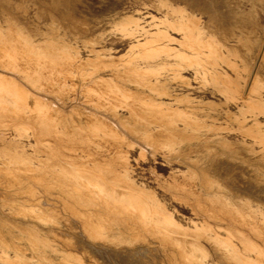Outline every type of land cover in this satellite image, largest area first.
<instances>
[{"label":"bare ground","instance_id":"1","mask_svg":"<svg viewBox=\"0 0 264 264\" xmlns=\"http://www.w3.org/2000/svg\"><path fill=\"white\" fill-rule=\"evenodd\" d=\"M10 1H9V4L10 3L13 4V2H10ZM201 1L209 2L208 0H201ZM33 2H34V0H33ZM54 2H53V4H50V5H54ZM56 2H58V1H56ZM132 2H134V1H132ZM148 2L149 1H147V3ZM162 2H163V0H162ZM176 2H178V1L176 0ZM187 2H188V0H187ZM60 3H62V1ZM221 3H220V6L222 5ZM229 3H231V2H229ZM2 4H3V2H2ZM6 4H7V2H6ZM6 4L5 5L3 4V5L6 6ZM76 4H77V2H76ZM214 4L215 3H213V5ZM232 4H233V2H232ZM36 5H34V6H36ZM69 5H71V4H69ZM72 5H74V3ZM103 5H104V3H103ZM110 5H111V3H110ZM139 5H140V3H139ZM209 5L211 6L212 4H209ZM223 5H225V4H223ZM253 5H254V9L251 12H249V13H251V16H250V20L248 22L249 25L247 26V29L245 31V37H246V41H247V47L250 50V52H253V51L257 52L258 47L261 48L260 47V41L262 44V40H260V39H262V38L264 39V0L255 2V4L253 3ZM21 6L22 5L19 6L20 8L17 7L18 9H16V8H14V9H16V11L17 10L20 11ZM58 6H59V3H58ZM82 6H84V5H82ZM217 6H219V4ZM24 7L26 8V6H24ZM47 7H49V6H47ZM186 7H187V5H186ZM40 8H43V7L40 6ZM50 8L52 9V6ZM50 8H49V10H50ZM119 8H121V7H119ZM182 8H184V7H182ZM182 8L178 7L176 9H172L171 10L172 14L176 15L178 18L174 19V20H172V19L168 20L167 18L166 19L163 18V20L159 21V25H158L157 29H156V26L154 25L156 23L153 24V22H152V24L155 26V27H152V29L154 28V30L155 29L156 30L153 32H150V33H147V31H144V29H142L140 22H139V18L137 17V14H138L137 11H135L136 13L133 15L127 14V16H124V17L121 16L122 17L121 19H119L120 18L119 17L118 18L119 20H117V22L114 24V27L113 26L112 27L115 28L116 32H118L120 34V38L119 37L118 38L120 39L119 41H121V43L124 42L125 40L126 41L129 40L130 42H128L129 46H128L127 51L124 54L121 53L122 55H120L118 57H112V56H106L105 57L104 55L101 54V52H102L101 50L94 51L93 49H91V52L94 53L93 57L82 59L78 54H74L71 51V49L68 47V44H67V46H65L64 42L62 43L61 40H60L61 43H59V44L55 42L56 44L59 45V46L56 45V46H58L57 48L54 46V44H52V47H49L46 49L43 48L44 50L41 49L39 51V50H36L34 48L32 42H30L31 38L29 40V38H28L29 36L28 37L26 36L27 34L26 35L22 34V32H20L16 27H14L12 25H9V24L7 25V30H4V31H6L5 34H1V32H0V67L2 66L3 69H6L5 70L6 72H7V70H10L14 73L16 72L17 75L21 74L23 76V78L19 77V76H18V78H20V79L25 78V81L27 80L28 83L30 84V86H32L34 88L33 91L36 90L37 92L42 91L44 93L52 94L53 96H56L57 100L60 102H63V101L65 102V100L68 96L69 97L72 96L75 99L74 96L76 94L77 86L81 85V87H80L81 91H79L80 92L79 94H81L84 97V101L86 102L85 104L88 103V104L92 105V107L90 106L91 108H95L98 111L100 110L102 112H105L109 115V117L114 119L113 120L114 122H111V118H104V117L96 118L95 116H93L91 114L85 115V126L86 127L84 129H81V127H79L80 129H77V131L74 133L73 131L76 129V127L74 126L75 129H73L72 131H69L65 128V126L62 122L61 114L58 113V110H56L52 104L47 103L48 100H45L46 98L44 99L45 101H43V99L37 97L38 96V95H36L37 93L34 95L33 93H31L32 91L30 92L26 89L27 87L24 88L22 85L19 84V82L17 83L14 79H11L12 77L10 78V77H7L5 75H1V73H0V144L2 145L1 150H4L2 152L0 151V165H2L0 167V202H2L3 205H8L9 206L8 208H10V206L13 204L19 206L20 204L17 203L16 200L12 199L13 197H10L11 196L10 194H12V195L15 194L13 196L18 197V195H20V193L23 194V192H24L23 187H27V192L31 193V195H29V196H31V200H29L30 211L28 210V214L24 213L27 210H25L24 212L21 210L20 211L19 210L13 211L11 213L12 216H14L13 220H14V218H16V216H20V218H23V220L28 219L31 222H38L39 221L43 224H46V226L48 224L55 226L50 231L52 233L54 240H55L54 241L55 243H53V244L54 245L55 244L61 245L64 248V249L61 248V249H63L64 253L61 255V258H60L58 264H86V263L83 260V258H84L83 256H82L83 257L82 258L81 255H78V253L76 254L74 251L72 252L71 250H69V248L71 249V245H70L71 240L69 239L70 240L69 241L67 239L68 234L66 235L63 232L56 230V225H57L56 224V218H57L58 214L55 211L56 209L54 207L57 206L56 205L57 202H52L50 200H46L45 198H42L39 196L35 197V195L32 194L33 190L36 187L37 188H39V186L41 187L40 184H42V185H43V183L45 184L48 178H50L51 180H52V178H54L53 180L58 182V184H59L58 186L60 188H64V189L74 193L73 195L76 198L75 202L78 204V206L80 205L79 207L82 206V207L86 208L85 211L81 210L83 212L76 211L75 210L76 207L74 209L72 208L73 210L69 209L68 213L74 215V216H70L71 218L69 220L71 221L72 226L77 227L76 223L79 224L80 225L79 227L81 228V229L80 228L79 229L81 231H78V232L83 233L86 237H90V239H93L95 242L96 241L97 242L99 241V243L103 242L106 239V236H105V234H107L106 232L109 230L112 231L111 229L113 228V225H119L122 227V229H124V231L126 230L128 232V235H130L131 240L134 241L135 244H136V242L143 243L144 239H145V235H147L153 239H158L167 245L168 244L169 245L175 244L176 246L178 245L177 247H179V248H176V249L180 250V256H181L180 257V264H205L204 259L206 258V253L203 252L201 249H198V251L200 253L198 256L195 257V256H193L194 253L190 254V253L184 251L180 242L175 243V240H177L179 237H183L185 239V236L187 235L186 233L189 232L191 229L189 231L186 230V228L184 229L177 222V220H175L173 218L171 212H169L166 209L165 205L161 201H159V199L154 195L153 192H151L150 190L147 191V190L143 189L142 187H139L129 177V174H130L129 150L132 149V147L134 145L132 142L128 141L126 134L132 135V136H138V135H140L139 131L141 129H143V130H145L146 133L144 136L143 135H140V136H141V140H143L146 143V145H148L146 147L147 148L149 147L151 150H154V151H159L161 149L168 150L169 151V152L167 151L168 154H170L172 151H174L176 149H178V150L180 149V151H181V146L186 145L185 150H183V152L180 154L181 157L193 155L192 154L193 150H195L196 148H198V150H199L200 148L204 147V145H203V147H201L202 145L200 142L202 140L200 139V137L198 135L199 130L202 128L201 123L203 124V122L202 121L200 122L198 118L194 117L192 115V113H189V111H187L186 109L181 110L179 108L180 104L186 105V100L177 99L175 102V105L164 104L163 102H158V101L152 99L151 97L144 95L142 92L143 89H147V90H150L153 92L156 91L159 95L164 96V98H165V96L166 97L170 96L171 92L166 88L165 84L162 83L160 81V78H159V76H162L161 75L162 72L167 68V66H169L165 59L172 58L174 60V63H172V65L174 66L173 67L174 73H178V71H181V69L184 66V67L193 69V71L195 73V75H194L195 77H196V75H201V77L203 79H204V77L209 78L211 80V82L213 83V85L216 86V88H218V92H220V94H222L225 97V101L232 102V103L238 101V97L241 98V92L242 91H243L242 94L246 95V93L247 94L249 93V94H251V96H253V98L257 97L259 91H261V90L264 91V83L261 81L264 78L261 76L262 78L259 79V77H260L259 75L254 76L250 85L247 84V81L244 80L241 76H239L240 74L239 75L236 74L237 69H238L236 63L232 62L222 52L221 43H219L217 40H215L214 37H212V36L204 35V28L201 26V20H200L201 18L199 19V18L195 17L196 15L192 16V15H189L188 13L186 14ZM189 8H190V6H189ZM201 8H202V6H201ZM3 9H1V10H3ZM7 9H8V6H7ZM10 9H11V7H10ZM53 9H52V11H53ZM124 9H126V8H124ZM212 9H213V7H212ZM218 9H220V8H218ZM222 9H224V8H222ZM227 9H229V7ZM1 10H0V12H1ZM88 11H90V10H88ZM5 12H6V10H5ZM24 12H25V9H24ZM24 12H23V14H25ZM27 12H26V14H27ZM133 12H134V10H133ZM216 12H218V11H216ZM219 12H220V10H219ZM46 13H48V12H46ZM42 14H40V15H42ZM122 14H124V13H122ZM48 15L50 18L51 17L50 14H47L46 16L48 17ZM116 16H117V14H116ZM118 16H120V15H118ZM146 16H148V15H146ZM163 16H165V14ZM17 17L18 16H16V18ZM44 17H45V15H44ZM52 17H53V15H52ZM58 17H60V16H58ZM67 17H69V16H67ZM83 17H85V16H83ZM14 18H15V16H14ZM41 18H43V17L41 16ZM62 18L63 17H61V19ZM70 18H71V16H70ZM230 18H232V17H230ZM74 19H76V18L74 17ZM141 19L143 20V18H141ZM209 19L210 18H208V20ZM26 20L28 21V19H25V21ZM153 20H154V18H153ZM213 20H214V18H213ZM21 21H23V19ZM38 21H39V19H38ZM210 21H211V19H210ZM66 22L68 23L69 21L66 20ZM75 22H76V20H75ZM102 22L104 23V21H102ZM108 22H110V21H108ZM209 22H207V23H209ZM215 22H216V20H215ZM16 23H18V22H16ZM77 23H78V21H77ZM77 23H75V24H77ZM204 24H206V23H204ZM224 24H226V23H224ZM67 26H69V25H67ZM72 26L73 25L71 24V27ZM76 26H78V24L75 25V27ZM30 27L28 26L29 29H30ZM42 27H44V26H42ZM89 27H92V26H89ZM148 27H149L148 29H150V26H148ZM217 27L218 26H216V28ZM53 28L56 29L55 27H53ZM81 28H82V26H81ZM81 28L78 27V30L82 31L84 29V27L82 30H81ZM54 29H52L51 31H53ZM69 29L67 32H70L72 30L71 29L69 31ZM73 29H75V28H73ZM85 29L86 30L88 29V28H86V25H85ZM219 29H221V28H219ZM54 31H56V30H54ZM208 31H210V30H208ZM214 31H215V29H214ZM82 32H84V30ZM111 32L112 31H110V33ZM141 32H145L148 34L147 35L148 37L146 36L147 38L145 40H143L144 41L143 43L139 42V40H138V38H140L139 36H140ZM170 32H175V33L179 34L180 39L172 37ZM213 32L211 34L215 35V33L213 34ZM59 33H58V35H59ZM81 34H83V33H81ZM231 34H232V32H231ZM231 34L228 33V36ZM55 35H57V34H55ZM53 36L54 35L52 34L51 37H53ZM77 36H76V38H77ZM47 37H48V35H47ZM78 37H80V36H78ZM143 37H144V35H143ZM55 38H54V40H55ZM82 39H81V41H82ZM91 39H93V38H91ZM84 40H87L89 43H91V41H89L88 39H85V37H84ZM237 40H239V39H237ZM31 41H33V40H31ZM96 41H97V38L94 41V43ZM41 42L42 41H40V44H39L40 46L42 44ZM45 42H46V44H45ZM47 43H48L47 41H44V44L46 46H47ZM91 44H93V43H91ZM175 44L177 47L172 46ZM238 44H240V43H238ZM241 45H244V44H241ZM237 47H240V45H238ZM226 49H227V47H226ZM226 49H225V51H226ZM77 51H79V50H77ZM234 51L231 54L232 57L233 58L235 57V58H237V60H239L240 57L239 58L237 57L239 54L236 55L237 51L235 53H234ZM260 51H261V49L258 51L257 56L255 55L256 56L255 61H254L255 66H258V64L260 66L259 62L260 61L262 62L264 60V54L260 58V55H261ZM159 58H161L160 59L161 62L159 64L156 63L157 65L154 64L155 66L150 65V61H155L156 59L159 60ZM235 58H234V60H235ZM142 61L147 63V65L145 67L140 66V63H142ZM168 63H170V62H168ZM219 63H224L225 65H227L231 69V72L236 74L235 79H231L230 76L228 75L229 76L228 77L226 73H225L226 74L225 75V74L218 72L219 70L218 71L215 70L216 69L215 67ZM241 63H243V61H241ZM246 66L247 65H245V67ZM86 68H90L91 70H87ZM253 68H254V66H253ZM101 70L102 71L109 70L111 77H109L110 75H108V76L106 75L107 78L106 77H104V78L103 77H97L96 76V74H98L97 72L101 71ZM109 71H108V73H109ZM165 75L166 74H164V76ZM179 75H177V77H180ZM174 76H176V75H174ZM13 78H15V76ZM177 79H176V81H177ZM180 80H183V79L181 78ZM194 80H196V78ZM248 80H249V78H248ZM22 81H24V80H21V82ZM188 82H190V80ZM205 84H206V82H205ZM206 85H208V84H206ZM195 86H197V85H195ZM202 87H203V85H202ZM241 89H242V91H241ZM185 91H186V89H185ZM73 98H72V101H74ZM242 98H243V96H242ZM196 101H198V100L196 99ZM204 102H206V101H204ZM244 103L246 105V108L242 110V115L244 116V118L241 119V121H240V119H239V121H237L239 124V129H240L239 134H242L245 137H249V138L251 137L256 143L260 144V146H263V151H264V130H260V129H262L260 123L256 122L251 127L242 128L243 124L245 123V115L251 114L253 117H256L257 115H264V102L259 100L258 98H254L250 101L245 100ZM65 104H69V103H65ZM189 104L191 105V103H189ZM63 106H64V104H63ZM190 107H192V106H190ZM78 112L76 111L75 113L78 114ZM124 114L126 117H122V116H124ZM68 116H70V115H68ZM75 116H76V114H75ZM105 116H107V115H105ZM63 118H65V117L63 116ZM74 119H76V118H74ZM64 120H66V118ZM234 120H235V118H234ZM219 123H221V122H219ZM74 125H76V124L74 123ZM151 126H155V129L154 130L152 129L149 131L148 129ZM219 129L221 130V128H219ZM222 130H223V127H222ZM236 130H238V129L236 128ZM229 131H231V130L228 129V132ZM232 131H234V130H232ZM124 132H125V134H124ZM226 134H228V133H226ZM239 137H241V136H239ZM29 138H31L34 142V146L33 147L31 146L29 148H31V150L33 148V153L35 152L34 154H37V152H39L40 155H41V153H46L45 154L46 155L45 160H42L43 158H40V156H34V155L27 156L25 154L23 146H25V143L28 141ZM29 145H31V144H29ZM139 150H140V148H139ZM218 150H216V151L218 152ZM147 151H149V149ZM27 152H29V151H27ZM30 152H29V154H32ZM162 152H164V151H162ZM137 153H136V156H138ZM143 153L144 152L141 151L139 156L146 159L145 157L147 156V153H146V156H144ZM213 153H214V151H213ZM226 153H228V150ZM171 155H173V154H171ZM151 156H153V155H151ZM263 156H264V154H263ZM161 157H163V156H161ZM230 157H232V156H230ZM239 157L241 158V156H239ZM6 158H8V159H6ZM192 158L194 159V157H192ZM219 158H220V156H219ZM33 159L37 160L38 162L41 161L39 163L42 164V167L36 168V167H34V165L32 166L31 160H33ZM204 159H206V157ZM169 160H171V159H169ZM178 160H181V159H178ZM233 160L234 159H232V161ZM46 161H52L51 163H53V165L52 166L49 165L48 162H46ZM223 161H227V160H223ZM229 161H231V159ZM137 162H138V160H137ZM162 162H164V161H162ZM200 162H201V160H200ZM208 162H209V160H208ZM206 163H207V161H206ZM241 163H243V162H241ZM217 164H219V163H217ZM137 165H135V166H137ZM247 165H249V164H247ZM254 165H256V164H254ZM194 166L197 167V164H195ZM198 169H199V167H198ZM233 169H234V167H233ZM225 170H227V169H225ZM246 170H248V169H246ZM254 170H256V169H254ZM212 172H213V170H212ZM223 172L224 171H222V173ZM152 173H154V172L152 171ZM152 173L150 172V174H152ZM198 173H200V172H198ZM248 173H251V171ZM183 174H184V172H183ZM214 174H215V172H214ZM196 175H197V173L194 175L191 172L187 171L184 175H181L182 176L181 179H179V178L176 179L175 177L179 176L176 174L173 178L170 177L172 179L171 180L172 183L168 184L166 187V190L171 193L170 197L171 198L173 197L172 201L175 200V202H177V201L181 202L184 205L189 206L193 210V213L198 211L197 213L201 212L204 215L203 224L200 227H196L193 231H190V235H193L195 237H199V236L202 237V235L206 234V232L211 233L212 235L210 238H212V240L219 242V245H221V247H223V249H222L223 253H225V254L228 253L230 255V257H231L230 258L231 259L230 264H264V211L260 212L261 217L258 218L257 216H255L251 213H246V212L238 210L236 207L228 204L226 201H224L222 199L207 197L206 195L203 194L202 189L203 188H209V190H210V184H209L210 180L206 179L207 176H206V178L205 177L203 178L202 174L199 177H196ZM159 177H161V176H159ZM252 178H254V177H252ZM156 179H159V178H156ZM31 181H34L33 183H36V184H34V185L30 184ZM165 181L163 180L164 183H165ZM57 182L54 184L57 185ZM161 182H162V180H161ZM219 182H221V181H219ZM228 185L230 186V184H228ZM52 186H50V187L48 186V188H52ZM220 186H222V185L220 184ZM254 187L255 186H253V188ZM230 188H231V186H230ZM233 188H234L235 192L243 193L242 195H250L253 202H256L258 204H260V203L264 204V200H262L258 197V194L260 193V189L256 188L253 191H250V190H247L244 188L239 189L237 185H235V187L232 186V189ZM54 189L55 188H52V190H54ZM43 190H44V188H43ZM43 190H41V192ZM52 190L50 189V191H52ZM59 190L62 191V189H59ZM45 191H46V188H45ZM45 191H44V193H45ZM61 191H58V192H61ZM162 191H164V190H162ZM25 192H26V190H25ZM46 194L48 195L50 193H46ZM63 194H67V193L63 192ZM63 194H62V196H64ZM25 195H27V193H25ZM25 195L23 194V196H25ZM51 195H53V194H51ZM32 196H34L33 199H32ZM17 197H16V199H18ZM68 197H69V195H68ZM68 197H66V200ZM74 197L70 195V197H69L70 202H71V198L74 199ZM25 198H27V197H25ZM62 198L60 197V199H62ZM20 199H22V198H20ZM58 199H59V197L57 198V200ZM63 199L65 200V198H63ZM69 199H68V201H69ZM59 200H58L59 204L65 205V203L62 202L63 200L61 201L62 203ZM75 202L73 201V203H75ZM68 205H70V204H68ZM72 205H70V206H72ZM6 208H7V206H6ZM10 209H12V208H10ZM62 209L63 208H61V210ZM175 209H173V210H175ZM57 210H59V209H57ZM66 210H68V209H66ZM78 210H79V208H78ZM0 213H2V211ZM8 214H10V213L8 212ZM199 215H200V213H199ZM4 217H5V215H4ZM10 218L11 217H9V220H10ZM17 219H18V217H17ZM211 220L224 222L226 224V226L222 227V228H214L211 225V223H209ZM14 221H13V225H16L18 227V229L20 230V232L22 233V234L21 233L20 234L26 240L32 255L38 256L43 261L46 260L45 261L46 264H56L52 260H50L49 258H48L49 259L48 260L45 257V253L43 252L42 249L51 248L50 243L47 241V239L42 238L43 236H41L39 234L37 228L35 226L30 227V225L28 226L24 222L22 223V221L18 222V223H17V221H15V222ZM4 222H5V218H4ZM4 222H2V223H4ZM193 222H194V220H193ZM7 223L11 224V222H8V220H7ZM7 223L5 225L8 226ZM190 224H192V223H190ZM0 226H1V224H0ZM11 226H12V224L10 225V227ZM16 226H15V228L17 230ZM236 227H237V230L235 229ZM218 230H221V231L224 230V232H226V236L221 238L218 234V232H219ZM63 231H65V230H63ZM113 232H115V231H113ZM6 234H7V232H6ZM12 235H14V234H12ZM42 235H46V233L42 234ZM84 235H83V237H84ZM3 237H5V236H3ZM3 237L0 233V241L2 244L3 243L5 244ZM75 237H77V236L75 235ZM86 237H84V239ZM119 237H120V235H119ZM17 238H18V236H17ZM70 238H72V236ZM153 239H151V240H153ZM198 239H200V238H198ZM204 239L205 238L203 237V240ZM22 240L20 239V241H22ZM235 240L239 242L240 248L235 245V242H234ZM14 241H12V242H14ZM94 241H92V242H94ZM110 241H108V243H110ZM115 242L117 243V241H115ZM146 242H148V241H146ZM205 242H206V240H205ZM78 243H79V241H78ZM99 243H97V244H99ZM111 243H112V241H111ZM126 244H127V242H126ZM7 245H8V243H7ZM81 245H82V243H81ZM112 245H114V243ZM130 245L133 246L131 243H130ZM143 245H144V243H143ZM152 245H151V247H152ZM2 246H6V244L2 245ZM73 246H72V250H73ZM100 246H101V243H100ZM140 246H141V244H140ZM100 248L102 250V247H100ZM172 248H173V246H172ZM9 249H10V247H8V250ZM61 249L58 248V250L62 251ZM133 249H135V248H133ZM145 249H144V251H145ZM10 250H13V254H12L13 258L9 257V254L7 252L6 247L0 251V258H1L0 260L3 259L2 262L4 261V264H6V263L7 264H25L23 262V260L24 261L26 260V256L24 254L26 252L24 251L23 247H21L20 244H12V248ZM136 250H138V249H136ZM136 250H135V252H136ZM150 251H151V249H150ZM156 251L157 250L154 251L155 254L157 253ZM146 252H147V250L144 253H146ZM27 253H28V251H27ZM61 253L62 252H60V254ZM102 254H103V252H102ZM137 254H139V253H137ZM165 254H167V253L165 252ZM126 255H128V254H126ZM149 255H150V253H149ZM33 256H32V260H33ZM85 256H86V254H85ZM137 256L138 255H136L135 257L137 258ZM123 257H124V255H123ZM91 259H89V260H91ZM218 259H219L220 264H225V262H223L220 257H218ZM157 260H158V258H157ZM170 261L172 264H175L176 260L174 258H172V259L170 258ZM0 263H1V261H0ZM94 263H95V261H94ZM33 264H36V263H33ZM209 264H210V262H209Z\"/></svg>","mask_w":264,"mask_h":264},{"label":"rangeland","instance_id":"2","mask_svg":"<svg viewBox=\"0 0 264 264\" xmlns=\"http://www.w3.org/2000/svg\"><path fill=\"white\" fill-rule=\"evenodd\" d=\"M5 1V2H4ZM10 0H0V32L1 34H5L7 30V25H12L14 27H16L20 32H22V34L26 35L29 40L31 38V41L34 48L36 50H41V49H46L49 47H52V44H54V46L57 48L59 45V43H63L64 45L67 46L71 49V51L74 54H78L82 59H86L89 57H93V54L91 52V49H93L94 51H99L101 50V54L106 56H112V57H118L120 55H122L121 53H125L128 49V42H130L129 40H125L124 42L121 43V41H119L120 39V34L118 32H116V29L113 28L114 24L117 22V20L121 19V16H127L128 15H133L135 14L137 11V17L139 18V22L140 25L142 27V29H144V31H147V33L153 32L157 29L158 25H159V21L164 19H168V20H174L177 19L178 17L176 15H173L171 10L172 9H176L178 7H184L182 8L185 13L195 16L197 18H201V26L204 28V35L207 36H212L214 37L215 40H217L219 43H221L222 47V52L232 61L235 62L238 69H237V73L236 74H240L239 76H241L244 80L247 81V84L250 85L252 79L254 76L259 75V79H261L262 77L264 78V60L260 63V66L258 64V66H255V58L257 56L258 51L261 49V55L260 58L262 57V55L264 54V39H260L262 40V44L260 41V47H258L257 52H250V50L247 47V41H246V37H245V31L247 29V26L249 25L248 22L250 20V16H251V12L254 9V5L255 2L261 1V0H208L209 2L206 1H197V0H177L178 2H176V0H162L159 2L158 0H61L62 3H60V0H56L58 2H56L55 0H52L54 2V5H50L53 4V2L50 0H33L29 1V0H11L10 2H13V4H9ZM69 1V2H68ZM77 4H76V2ZM80 1V2H79ZM134 1V2H132ZM146 1V2H145ZM147 1H149L147 3ZM166 1V2H165ZM212 3H211V2ZM223 1V2H222ZM240 1V2H239ZM6 2V6H4ZM44 2V3H43ZM67 2V3H66ZM79 2V3H78ZM82 2V3H81ZM90 2V3H89ZM143 4H142V3ZM158 2V3H157ZM172 2V3H171ZM204 2V3H203ZM222 2V3H221ZM231 2V3H229ZM233 2V4H232ZM37 5H36V4ZM42 3V4H41ZM49 3V4H48ZM59 3V6H58ZM66 3V4H65ZM74 3V5H72ZM84 3V4H83ZM102 5H101V4ZM104 3V5H103ZM106 3V4H105ZM109 3V4H108ZM111 3V5H110ZM128 5H127V4ZM140 3V5H139ZM163 3V4H162ZM181 3V4H180ZM185 3V4H184ZM201 3V4H200ZM213 3H215L213 5ZM220 3L222 4L220 6ZM227 3V4H226ZM240 3V4H239ZM25 4V5H24ZM71 4V5H69ZM88 4V5H87ZM94 4V5H93ZM115 4V5H114ZM130 4V5H129ZM133 4V5H132ZM145 4V5H144ZM162 4V5H161ZM200 4V5H199ZM208 4V5H207ZM209 4H212L211 6ZM219 4V6H217ZM225 4V5H223ZM18 5V6H17ZM21 6L20 11L16 9L20 8L19 6ZM36 5V6H34ZM44 5V6H43ZM65 5V6H64ZM68 5V6H67ZM84 5V6H82ZM122 5V6H121ZM126 5V6H125ZM137 5V6H136ZM150 7H149V6ZM187 5V7H186ZM199 5V6H198ZM8 6V9H7ZM26 6V8L24 7ZM38 6V7H37ZM43 7V8H40ZM49 6V7H47ZM52 6V9L50 8ZM86 6V7H85ZM100 6V7H99ZM135 6V7H134ZM154 6V7H153ZM169 6V7H168ZM190 6V8H189ZM194 6V7H193ZM202 6V8H201ZM217 6V7H216ZM236 6V7H235ZM11 7V9H10ZM18 7V8H17ZM24 7V8H23ZM34 7V8H33ZM59 7V8H58ZM65 7V8H64ZM121 7V8H119ZM126 9H124V8ZM174 7V8H173ZM211 7V8H210ZM213 7V9H212ZM229 7V9H227ZM234 7V8H233ZM16 8V9H14ZM50 8V10H49ZM71 8V9H70ZM119 8V9H118ZM132 8V9H131ZM215 8V9H214ZM217 8V9H216ZM220 8V9H218ZM224 8V9H222ZM25 9V12H24ZM40 9V10H39ZM56 9V10H55ZM58 9V10H57ZM63 9V10H62ZM114 9V10H113ZM117 9V10H116ZM122 9V10H121ZM130 9V10H129ZM145 9V10H144ZM152 9V10H151ZM210 9V10H209ZM6 10V12H5ZM12 12H11V11ZM73 12H72V11ZM90 10V11H88ZM124 10V11H123ZM134 10V12H133ZM218 12H216V11ZM220 10V12H219ZM25 14H23V12ZM28 11V12H27ZM123 11V12H122ZM148 11V12H147ZM166 11V12H165ZM222 11V12H221ZM8 12V13H7ZM17 12V13H16ZM27 12V14H26ZM48 12V13H46ZM109 12V13H108ZM195 12V13H194ZM211 12V13H210ZM13 13V14H12ZM43 13V14H42ZM56 13V14H55ZM64 13V14H63ZM71 13V14H70ZM124 13V14H122ZM131 13V14H130ZM147 13V14H146ZM191 13V14H190ZM223 13V14H222ZM225 13V14H224ZM239 13V14H238ZM12 14V15H11ZM42 14V15H40ZM47 14H50V18L49 15L48 17L46 16ZM61 14V15H60ZM75 16H74V15ZM117 14V16H116ZM165 14V16H163ZM172 14V15H171ZM45 15V17H44ZM53 15V17H52ZM56 15V16H55ZM103 15V16H102ZM120 15V16H118ZM148 15V16H146ZM151 15V16H150ZM201 15V16H200ZM226 17H225V16ZM15 16V18H14ZM16 16H18L16 18ZM41 16L43 18H41ZM60 16V17H58ZM69 16V17H67ZM71 16V18H70ZM85 16V17H83ZM140 16V17H139ZM156 16V17H155ZM173 16V17H172ZM61 17H63L61 19ZM66 17V18H65ZM73 17V18H72ZM74 17L76 19H74ZM97 19H96V18ZM101 17V18H100ZM110 17V18H109ZM117 17V18H116ZM120 17V18H119ZM161 17V18H160ZM221 19H220V18ZM232 17V18H230ZM52 18V19H51ZM69 18V19H68ZM99 18V19H98ZM115 18V19H114ZM119 18V19H118ZM143 18V20L141 19ZM154 18V20H153ZM208 18L210 19L208 20ZM214 18V20H213ZM243 18V19H242ZM11 19V20H10ZM15 21H14V20ZM23 19V21H21ZM25 19H28V21ZM31 19V20H30ZM37 19V20H36ZM39 19V21H38ZM55 19V20H54ZM69 21L68 23L66 22V20ZM105 19V20H104ZM108 19V20H107ZM146 19V20H145ZM156 19V20H155ZM248 19V20H247ZM5 20V21H4ZM19 20V21H18ZM36 20V21H35ZM53 20V21H52ZM65 20V21H64ZM76 20V22H75ZM208 20V21H207ZM216 20V22H215ZM12 21V22H11ZM34 21V22H33ZM38 21V22H37ZM43 21V22H42ZM53 23H52V22ZM56 21V22H55ZM58 21V22H57ZM73 23H72V22ZM78 21V23H77ZM82 21V22H81ZM104 21V23L102 22ZM110 21V22H108ZM144 21V22H143ZM150 21V22H149ZM209 23H207V22ZM228 23H227V22ZM18 22V23H16ZM20 22V23H19ZM23 22V23H22ZM60 22V23H59ZM65 22V23H64ZM78 24V26L75 27V23ZM88 22V23H87ZM101 22V23H100ZM112 22V23H111ZM146 22V23H145ZM156 26V29L154 30V28L152 29V27H155L153 24ZM226 24H224V23ZM3 23V24H2ZM37 23V24H36ZM73 25L72 27L75 28L73 29L71 27V24ZM81 23V24H80ZM86 28H88L87 30L85 29V25ZM103 23V24H102ZM108 23V24H107ZM112 25H111V24ZM145 23V24H144ZM206 23V24H204ZM35 24V25H34ZM54 24V25H53ZM62 26H61V25ZM69 26H67V25ZM150 24V25H149ZM152 24V25H151ZM3 25V26H2ZM37 25V26H36ZM84 25V26H83ZM221 25V26H220ZM225 25V26H224ZM227 25V26H226ZM28 26L30 27V29L28 28ZM44 26V27H42ZM82 26V28H81ZM92 26V27H89ZM103 26V27H102ZM113 26V27H112ZM150 26V29H148ZM216 26H218L216 28ZM54 29L53 27H55L56 31H51L52 29ZM67 27V28H66ZM70 29H69V28ZM78 27L81 28V30L84 27V32L79 31ZM112 27V28H111ZM211 27V28H210ZM34 30H33V29ZM41 28V29H40ZM146 28V29H145ZM221 28V29H219ZM2 29V30H1ZM22 29V30H21ZM43 29V30H42ZM67 29V30H66ZM69 29L70 32H67ZM215 31L213 32L212 30ZM217 29V30H216ZM26 30V31H25ZM28 30V31H27ZM31 30V31H30ZM34 32H33V31ZM86 30V31H85ZM210 30V31H208ZM228 32H227V31ZM30 31V32H29ZM36 31V32H35ZM110 31H112L110 33ZM213 32V34L215 33V35H212L211 33ZM32 32V33H31ZM42 32V33H41ZM60 32V33H59ZM80 32V33H79ZM89 32V33H88ZM225 32V33H224ZM232 32V34H231ZM46 33L48 35L44 34ZM57 35H55V34ZM59 33V35H58ZM70 33V34H69ZM75 33V34H74ZM83 33V34H81ZM87 33V34H86ZM145 32H141L140 33V38H138L139 42L143 43L148 36V34ZM210 33V34H209ZM228 33L231 34L228 36ZM54 35L53 37H51V35ZM73 36H72V35ZM80 36V37H78ZM146 34V35H145ZM172 37H175L177 39H180V35L175 33V32H170ZM87 35V36H86ZM144 35V37H143ZM45 36V37H44ZM70 36V37H69ZM77 36V38H76ZM82 36V37H81ZM107 36V37H106ZM147 36V37H146ZM219 36V37H218ZM51 37V38H50ZM59 37V38H58ZM67 37V38H66ZM91 41V43H89L87 40ZM117 37V38H116ZM119 37V38H118ZM143 37V38H142ZM221 37V38H220ZM48 38V39H47ZM72 38V39H71ZM83 38V39H82ZM93 38V39H91ZM97 41L94 43V41ZM113 38V39H112ZM219 38V39H218ZM225 38V39H224ZM47 39V40H46ZM58 39V40H57ZM77 39V40H76ZM82 39V41H81ZM91 39V40H90ZM239 39V40H237ZM38 42H37V41ZM57 40V41H56ZM61 40V42H60ZM67 40V41H66ZM115 40V41H114ZM40 41H42L41 46ZM44 41H47V46L44 44ZM51 41V42H50ZM54 43H53V42ZM87 41V42H86ZM34 42V43H33ZM36 42V43H35ZM58 44H56V43ZM107 42V43H106ZM113 42V43H112ZM223 42V43H222ZM240 43V44H238ZM38 44V45H37ZM91 44V45H90ZM104 44V45H103ZM244 44V45H241ZM58 45V46H56ZM227 45V46H226ZM238 45H240V47H237ZM262 45V46H261ZM78 46V47H77ZM82 46V47H81ZM90 46V47H89ZM173 47H177L176 44L172 45ZM245 46V47H244ZM227 47V49H226ZM74 48V49H73ZM78 48V49H77ZM100 48V49H99ZM126 48V49H125ZM232 48V49H231ZM43 49V50H44ZM224 49V50H223ZM226 49V51H225ZM247 51H246V50ZM79 50V51H77ZM235 50V51H234ZM119 51V52H118ZM236 52V55H238L237 57L240 59L237 60V58L232 57V53ZM99 52V53H100ZM115 52V53H114ZM118 52V53H117ZM250 52V53H249ZM230 55H229V54ZM117 55V56H116ZM256 55V56H255ZM165 58V57H164ZM163 58V59H164ZM161 58H159L160 60ZM155 60V61H150V65L155 66L157 64H159L161 62V60ZM167 64L169 66H167V68L162 72V76H159L160 81L162 83L165 84L166 88L171 92L170 96H162L159 95L156 91H150L147 89H143L142 92L144 95H147L149 97H151L152 99L158 101V102H163L164 104H170V105H175V102L177 99H184L186 100V105L184 104H180L179 108L181 110L186 109L187 111H189V113H192V115L196 118L199 119V121L203 122V124L201 123L202 128L199 130L198 135L200 137V139L202 140L201 143V147L198 150V148H196L195 150L192 151L193 155L190 156H186V157H181L180 154L183 152V150H185L186 145L181 146V151L180 149H176L174 151H172L170 154H168V150H164L161 149L159 151H154L151 150L149 147L147 148L146 143L141 140V136L140 135H145V130L141 129L140 135L138 136H132V135H127L128 141L133 143V147L132 149L129 150V164H130V174L129 177L131 178V180L134 181V183L136 185H138L139 187H142L143 189L147 190V191H151L154 193V195L159 199V201H161L166 209L171 212L173 218L175 220H177V222L186 230H190L193 231L196 227H200L203 222H204V215L197 212L193 213V210L187 206L184 205L181 202H175L172 201L173 197L171 198V193L169 191L166 190V187L168 184L172 183V179L176 174L179 175L178 177L176 176V179H181V175H184L187 171L191 172L192 174H196V177H199L201 174L203 176V178L207 176L206 179L210 180L209 184H210V190L209 188H203L202 192L204 195H206L209 198H218V199H222L224 201H226L228 204L236 207L238 210L246 212V213H251L255 216H257L258 218L261 217L260 212L264 211V204L262 205L261 203L258 204L256 202H253V200L251 199L250 195H242L243 193H239V192H235L234 188L232 189V186L235 187V185L238 186L239 189H247L250 191H253L254 189H260V193L258 194V197L262 200H264V151H263V146H260V144L256 143L251 137H245L242 134H239V124L237 121H241V119L244 118V116L242 115V110L246 108V105L244 103V101H250L254 98H258L259 100L264 102V91L261 90L259 91L257 97L251 96V94H242V89H241V98L238 97V101L232 103V102H227L225 101V97L220 94V92H218V88H216V86L213 85V83L211 82V80L209 78H205L204 79L201 77V75H196V77L194 76L195 73L193 71V69L191 68H187L184 67L181 69V71H178V73H174L173 71V65L172 63H174V60L172 58L169 59H165ZM241 61H243V63H241ZM170 62V63H168ZM157 63V64H156ZM155 64V65H154ZM147 65L146 62L140 63L141 67H145ZM149 65V64H148ZM245 65H247L245 67ZM220 68H219V67ZM244 68H243V67ZM254 66V68H253ZM169 67V68H168ZM0 73L1 75H5L7 77H12L11 79H14L17 83L19 82L20 85H22L24 88H26L28 91H32L31 93H33L34 95H38V98L43 99V101L48 100L47 103H50L54 106V108L56 110H58V113L61 114L62 117V122L65 126V128L69 131H72L73 129H76L73 131L74 133L77 131V129H80L79 127H81V129H84L85 126V115H93L96 118H111L109 117V115L105 112L102 111H98L95 108H91L92 105L90 104H85L86 102L84 101V97L79 94L81 91V85L77 86V90H76V94H75V99L71 96V97H67L65 102H60L57 100L56 96H53L52 94L49 93H44V92H37L36 90L33 91V87L30 86V84L28 83V81H25V78H23V76L21 74L17 75V73L12 72L10 70H7V72L5 71L6 69H3L2 66L0 67ZM171 68V69H170ZM215 70H219L218 72L222 73V74H227V76L229 75L231 79H235L236 74L231 72V69L225 65L224 63H219L216 67ZM259 68V69H258ZM4 71H3V70ZM87 70H91L90 68H86ZM258 69V70H257ZM241 70V71H240ZM243 70V71H242ZM260 70V71H259ZM109 70H104V71H98L96 74L97 77H106L108 75H110V71L108 73ZM183 71V72H182ZM258 71V72H257ZM10 72V73H9ZM12 72V73H11ZM180 72V73H179ZM243 72V73H242ZM104 73V74H103ZM7 74V75H6ZM13 74V75H12ZM102 74V75H101ZM164 74H166L164 76ZM180 74V75H179ZM182 74V75H181ZM225 74V75H226ZM99 75V76H98ZM107 75V76H106ZM176 75V76H174ZM177 75H179L180 77H177ZM15 76V78H13ZM22 77L21 79L18 78ZM189 76V77H188ZM228 76V77H229ZM262 76V77H261ZM111 77V75L109 76ZM176 77V78H175ZM17 78V79H16ZM178 78V79H177ZM183 80H180V79ZM190 82H188L189 80ZM196 78V80H194ZM249 78V80H248ZM175 79V80H174ZM177 79V81H176ZM186 79V80H185ZM21 80H24L21 82ZM198 80V81H197ZM204 80V81H203ZM182 81V82H181ZM264 83V79L261 80ZM27 82V83H26ZM197 82V83H196ZM208 84L206 85L205 84ZM176 83V84H175ZM200 83V84H199ZM189 84V85H188ZM28 85V86H27ZM183 85V86H182ZM197 85V86H195ZM203 85V87H202ZM205 86V87H204ZM30 89V90H29ZM186 89V91H185ZM78 91V92H77ZM150 91V92H149ZM178 91V92H177ZM35 92V93H34ZM186 92V93H185ZM42 94V95H41ZM49 94V95H48ZM185 94V95H184ZM260 94V95H259ZM47 95V96H46ZM198 95V96H197ZM203 95V96H202ZM159 96V97H158ZM191 96V97H190ZM243 96V98H242ZM262 96V97H261ZM182 97V98H181ZM46 98V99H45ZM72 98L74 101H72ZM77 98V99H76ZM170 98V99H169ZM189 98V99H188ZM262 98V99H261ZM45 99V100H44ZM196 99L198 101H196ZM82 100V101H81ZM200 100V101H199ZM203 101V102H202ZM206 101V102H204ZM208 101V102H207ZM210 101V102H209ZM59 102V103H58ZM81 102V103H80ZM65 103H69V104H65ZM75 105H74V104ZM80 105H79V104ZM83 103V104H82ZM191 103V105L189 104ZM198 103V104H197ZM58 104V105H57ZM64 104V106H63ZM73 106H72V105ZM197 104V105H196ZM57 105V106H56ZM57 108H56V107ZM72 106V107H71ZM91 106V107H90ZM192 106V107H190ZM183 107V108H182ZM188 109H187V108ZM203 107V108H202ZM60 108V109H59ZM71 108V109H70ZM82 109V110H81ZM69 110V111H68ZM73 110V111H72ZM78 112L75 113V112ZM94 111V112H93ZM206 111V112H205ZM84 112V113H83ZM86 112V113H85ZM102 112V113H101ZM199 114H198V113ZM76 116H75V114ZM96 113V114H95ZM99 113V114H98ZM70 115V116H68ZM78 115V116H77ZM107 115V116H105ZM63 116L66 118V120H64L65 118H63ZM229 116V117H228ZM78 117V118H77ZM122 117H126L125 114ZM228 117V118H227ZM76 118V119H74ZM235 118V120H234ZM247 118V119H246ZM251 118V119H250ZM72 119V120H71ZM80 119V120H79ZM250 119V120H249ZM78 120V121H77ZM114 119L111 118V122ZM73 121V122H72ZM75 121V122H74ZM221 122V123H219ZM228 122V123H227ZM260 123L261 128L260 130H264V115H257L256 117H253L251 114H247L245 115V123L243 124L242 128H248L254 125V123ZM74 123L76 125H74ZM79 123V124H78ZM251 123V124H250ZM221 124V125H220ZM223 124V125H222ZM68 125V126H67ZM75 126V127H74ZM220 126V127H219ZM227 128H226V127ZM74 127V128H73ZM217 127V128H216ZM223 127V130H222ZM226 129H225V128ZM204 128V129H203ZM221 128V130L219 129ZM236 128L238 130H236ZM154 130L155 126H151L148 130ZM219 129V130H218ZM228 129L231 130L228 132ZM234 130V131H232ZM228 133V134H226ZM125 134V132H124ZM208 134V135H207ZM220 136H219V135ZM210 135V136H209ZM238 135V136H237ZM241 136V137H239ZM238 137V138H237ZM133 139V140H132ZM204 139V140H203ZM239 139V140H238ZM208 140V141H207ZM30 141V142H29ZM32 141V142H31ZM135 141V142H134ZM224 141V142H223ZM203 142V143H202ZM253 142V143H252ZM248 143V144H247ZM31 144V145H29ZM258 144V145H257ZM136 145V146H135ZM238 147H237V146ZM33 147L34 146V142L31 138L28 139V141L25 143L24 147V152L27 156H40V158H43L42 160L46 159V153H40L37 152V154L33 153V148L31 150V148L29 147ZM0 151H4L1 150L2 149V145L0 144ZM135 147V148H134ZM216 147V148H215ZM236 147V148H235ZM244 147V148H243ZM138 148V149H137ZM142 152H144V156L146 159H144L143 157H140V150ZM143 150H142V149ZM145 148V149H144ZM137 149V150H136ZM149 149V151H147ZM215 149V150H214ZM219 149V150H218ZM221 149V150H220ZM230 149V150H229ZM218 150V152L216 151ZM228 150V153H226ZM260 150V151H259ZM27 151H31L29 154V152ZM151 151V152H150ZM161 151V152H160ZM164 151V152H162ZM167 153H166V152ZM214 151V153H213ZM226 151V152H225ZM138 152V153H137ZM156 152V153H155ZM211 152V153H210ZM221 152V153H220ZM137 155L139 156H136ZM158 153V154H157ZM213 153V154H212ZM220 153V154H219ZM223 153V154H222ZM163 154V155H162ZM165 154V155H164ZM167 154V155H166ZM173 154V155H171ZM153 155V156H151ZM216 155V156H215ZM237 155V156H236ZM149 156V157H148ZM163 156V157H161ZM220 156V158H219ZM226 156V157H225ZM232 156V157H230ZM241 156V158L239 157ZM138 157V158H137ZM168 159H167V158ZM194 157V159L192 158ZM196 157V158H195ZM206 157V159H204ZM213 157V158H212ZM229 157V158H228ZM237 159H236V158ZM192 158V159H191ZM211 158V159H210ZM222 158V159H221ZM227 158V159H226ZM244 158V159H243ZM8 159V158H6ZM141 161H140V160ZM144 159V160H143ZM155 159V160H154ZM171 159V160H169ZM181 159V160H178ZM189 159V160H188ZM231 159V161H229ZM232 159H234L232 161ZM248 159V160H247ZM253 159V160H252ZM138 160V162H137ZM169 160V161H168ZM194 162H193V161ZM199 160V161H198ZM201 160V162H200ZM209 160V162H208ZM215 160V161H214ZM223 160H227V161H223ZM245 160V161H244ZM35 161V162H34ZM35 159L31 160V164L32 166L34 165V167L39 168L42 167V164L39 163L41 161H37ZM164 161V162H162ZM175 161V162H174ZM185 161V162H184ZM198 161V162H197ZM207 161V163H206ZM253 161V162H252ZM48 162L49 165H53V163H51L52 161H46ZM137 162V163H136ZM144 162V163H143ZM184 162V163H183ZM189 162V163H188ZM197 162V163H196ZM200 162V163H199ZM214 162V163H213ZM222 162V163H221ZM234 162V163H233ZM243 162V163H241ZM245 162V163H244ZM43 163V162H42ZM193 165H192V164ZM216 163V164H215ZM219 163V164H217ZM224 163V164H223ZM227 163V164H226ZM229 163V164H228ZM138 164V165H137ZM148 164V165H147ZM164 164V165H163ZM174 164V165H173ZM195 164H197V167L194 166ZM210 164V165H209ZM215 164V165H214ZM236 164V165H235ZM244 164V165H243ZM249 164V165H247ZM256 164V165H254ZM40 165V166H39ZM137 165V166H135ZM166 165V166H165ZM201 165V166H200ZM204 165V166H203ZM219 165V166H218ZM241 165V166H240ZM254 165V166H253ZM2 165H0L1 167ZM168 166V167H167ZM173 166V167H172ZM194 168H193V167ZM218 166V167H217ZM243 166V167H242ZM252 168H251V167ZM263 166V167H262ZM139 167V168H138ZM199 167V169H198ZM217 167V168H216ZM229 167V168H228ZM234 167V169H233ZM238 167V168H237ZM250 167V168H249ZM224 168V169H223ZM241 168V169H240ZM184 169V170H183ZM186 169V170H185ZM198 169V170H197ZM227 169V170H225ZM230 169V170H229ZM236 169V170H235ZM248 169V170H246ZM256 169V170H254ZM260 169V170H259ZM151 170V171H150ZM179 170V171H178ZM183 170V171H182ZM213 170V172H212ZM234 172H233V171ZM242 170V171H241ZM254 170V171H253ZM152 171L154 173H152ZM174 171V172H173ZM182 171V172H181ZM222 171H224L222 173ZM251 173H248L250 172ZM257 171V172H256ZM150 172L152 174H150ZM181 172V173H180ZM184 172V174H183ZM200 172V173H198ZM202 172V173H201ZM215 172V174H214ZM238 172V173H237ZM241 172V173H240ZM246 174H245V173ZM170 173V174H169ZM180 173V174H179ZM205 173V174H204ZM210 173V174H209ZM217 173V174H216ZM228 173V174H227ZM249 175H248V174ZM154 174V175H153ZM156 174V175H155ZM171 175V176H170ZM220 177H219V176ZM223 175V176H222ZM245 175V176H244ZM248 175V176H247ZM154 176V177H153ZM161 176V177H159ZM169 176V177H168ZM50 177V176H49ZM138 177V178H137ZM159 179H156V178ZM168 177V178H167ZM171 177V178H170ZM219 177V178H218ZM245 177V178H244ZM254 177V178H252ZM210 178V179H209ZM234 178V179H233ZM240 178V179H239ZM249 180H248V179ZM54 178H52V180L50 178L47 179L46 183L43 185H41V187L39 186V188H35L33 190V195L45 198L46 200H50L52 202H57V206H55L54 208L56 209L55 211L57 212L58 216L56 218V230L57 231H61L63 233H65L66 235L68 234V240H71V249L69 248V250H71L72 252L74 251L76 254L78 253V255H81V257L83 258L84 262L87 264H172L170 261V258H174L175 264H180V250L176 249L179 248L177 247L175 244H165L164 242L158 240V239H153L147 235H145V239H144V245L143 243H138L131 240L130 235H128V232L124 229H122L121 226L119 225H113V228L111 229L112 231H107L105 234L106 239L101 243L99 241L95 242L93 239H90V237H86L83 233L78 232L81 231L80 229V225L76 223V226H72L71 221L69 220L71 217L70 216H74L72 214H69V209L73 210L75 207L76 211H81V210H86L85 207H79L78 204L75 202L76 198L74 197V193L64 189V188H60L58 185V182L53 180ZM157 180V181H156ZM160 180V181H159ZM162 180V182H161ZM163 180L165 181V183L163 182ZM225 180V181H224ZM59 181V180H58ZM171 181V182H170ZM221 181V182H219ZM34 181H31L30 184H36L33 183ZM48 182V183H47ZM50 182V183H49ZM57 182V185L54 184ZM169 182V183H168ZM223 182V183H222ZM226 184H225V183ZM167 183V184H166ZM163 184V185H162ZM220 184L222 186H220ZM230 184V186L228 185ZM52 186V188H55L54 190H52V188H48V186ZM158 185V186H157ZM213 185V186H212ZM263 185V186H262ZM58 186V187H57ZM162 186V187H161ZM229 186V187H228ZM253 186H255L253 188ZM57 187V188H56ZM160 187V188H159ZM23 194L25 195V193H27V195L23 196L22 193H20V195L17 196H13L15 194H10V197H13L12 199L16 200L17 203H19L20 205H11L10 208H8V205H3L2 202H0V210L2 211V213H0V224H1V228H0V233L3 236V240L6 244V246H2L5 245L4 243L2 244L0 241V251L3 248H7V252L9 254L10 258L12 257L13 254V250H10L12 248V244H20L21 247H23L24 251L26 253V260L23 262L25 264H33V263H38V264H46L45 261H43L41 258H39L38 256H33L28 244L26 242V240L23 238V236L21 235L22 233L20 232V230L18 229V227L16 225H13V221H17L22 223L24 222L25 224H27L28 226L30 225V227L35 226L39 232V234L41 236H43L42 238L47 239V241L50 243V247L52 248H46V249H42L43 252L45 253V257L50 260H52L54 263L58 264L59 260L61 258V255L64 253L63 251V247L61 245H54L53 243H55L54 238L52 236V233L50 232L52 230V228H54L55 226L48 224L46 226V224H43L41 222H31L30 220H23V218H20V216H16V218H14L12 216V212L13 211H25L24 213L28 214V210L30 211V204H29V200H31V193L29 194L27 192V187H23ZM44 188V190H43ZM46 188V191H45ZM48 188V189H47ZM50 189L52 191H50ZM59 189H62L59 190ZM213 189V190H212ZM26 190V192H25ZM38 190V191H37ZM41 190H43L41 192ZM157 190V191H156ZM164 190V191H162ZM262 190V191H261ZM45 191V193H44ZM61 191V192H58ZM160 193H159V192ZM167 191V192H166ZM35 192V193H34ZM39 192V193H38ZM67 193V194H63ZM233 192V193H232ZM46 193H50V194H46ZM156 193V194H155ZM167 193V194H166ZM39 194V195H38ZM45 194V195H44ZM53 194V195H51ZM56 194V195H55ZM61 194V195H60ZM62 194L64 196H62ZM162 194V195H161ZM234 194V195H233ZM41 195V196H40ZM55 195V196H54ZM59 195V196H58ZM67 195V196H66ZM70 195L74 197L71 198V202L69 197ZM169 195V196H168ZM22 196V197H21ZM168 196V197H167ZM16 197L18 199H16ZM27 197V198H25ZM34 196H32L33 199ZM51 197V198H50ZM54 197V198H53ZM60 197L65 198V200L62 199H58L60 202L62 201L63 203H65V205L63 204H59L57 198ZM66 197L67 200H66ZM22 198V199H20ZM29 198V199H28ZM53 198V199H52ZM69 199V201H68ZM25 200V201H24ZM56 200V201H55ZM76 203H73V201ZM23 201V202H22ZM65 201V202H64ZM171 201V202H170ZM61 202V203H62ZM70 202V203H69ZM10 203V202H9ZM171 203V204H170ZM2 204V205H1ZM25 204V205H24ZM72 206H70V205ZM64 207H63V206ZM68 205V206H67ZM75 205V206H74ZM3 206V207H2ZM7 206V208H6ZM16 206V207H15ZM62 206V207H61ZM70 206V207H69ZM78 206V207H77ZM59 207V208H58ZM15 208V209H14ZM17 208V209H16ZM22 208V209H21ZM26 208V209H25ZM29 208V209H28ZM61 208H63L61 210ZM73 208V209H72ZM79 208V210H78ZM82 208V209H81ZM175 210H173V209ZM3 209V210H2ZM59 209V210H57ZM68 209V210H66ZM178 209V210H177ZM181 209V210H180ZM65 210V211H64ZM0 211V212H1ZM67 211V212H66ZM182 211V212H181ZM8 212L10 214H8ZM83 212V211H81ZM63 213V214H62ZM68 213V214H67ZM5 215V217H4ZM197 215V216H196ZM60 216V217H59ZM191 216V217H190ZM9 217L10 220H9ZM18 217V219H17ZM187 217V218H186ZM198 217V218H197ZM4 218H5V222H11L12 226L10 227V223H7V225H5L6 223L4 222ZM59 218V219H58ZM64 218V219H63ZM75 218V217H74ZM189 218V219H188ZM63 219V220H62ZM3 220V221H2ZM194 220V222H193ZM14 221V222H15ZM26 221V222H25ZM202 221V222H201ZM4 222V223H2ZM63 222V223H62ZM192 223V224H190ZM196 223V224H195ZM201 223V224H200ZM209 223H211V225L214 228H222L225 227L226 224L224 222H219V221H210ZM223 223V224H222ZM197 225V226H196ZM217 225V226H216ZM15 226L17 227V230L15 228ZM58 226V227H57ZM71 226V227H70ZM14 227V228H13ZM4 228V229H3ZM6 228V229H5ZM10 228V229H9ZM44 228V229H43ZM78 228V229H77ZM80 228V229H79ZM121 228V229H120ZM42 229V230H41ZM72 229V230H71ZM237 230V227L235 228ZM65 230V231H63ZM75 230V231H74ZM4 231V232H3ZM16 231V232H15ZM115 231V232H113ZM190 231L187 232L185 239L183 237H179L177 240H175L176 242H180V244L183 247V250L193 254V256H198L199 255V251L198 249H201L203 252L206 253V260L204 259V263L205 264H220L219 263V259L218 257H220L222 259L223 262H225V264H230L231 262V257L228 253H223V247H221V245H219V242L212 240L211 237V233H207L203 234L202 237H195L193 235H190ZM218 234L221 238L226 236V232H224V230H218ZM7 232V234H6ZM10 232V233H9ZM15 232V233H14ZM48 232V233H47ZM110 232V233H109ZM21 233V234H20ZM46 235H42L45 234ZM114 233V234H113ZM14 234V235H12ZM17 234V235H16ZM48 234V235H47ZM8 235V236H7ZM16 235V236H15ZM75 235L77 237H75ZM86 237L84 239V237ZM111 235V236H110ZM115 235V236H114ZM118 235V236H117ZM120 235V237H119ZM123 235V236H122ZM18 236V238H17ZM52 238H51V237ZM72 236V238H70ZM81 236V237H80ZM127 236V237H126ZM20 237V238H19ZM50 237V238H49ZM113 237V238H112ZM116 239H115V238ZM203 237L205 238L203 240ZM6 240H5V239ZM49 238V239H48ZM78 238V239H77ZM84 240H83V239ZM119 238V239H118ZM181 238V239H180ZM192 238V239H191ZM200 238V239H198ZM15 241H14V240ZM20 239L22 241H20ZM74 239V240H73ZM76 239V240H75ZM80 239V240H79ZM83 241H82V240ZM147 239V240H146ZM153 239V240H151ZM69 240V241H70ZM94 242H92V241ZM112 243H111V241ZM121 240V241H120ZM124 240V241H123ZM130 240V241H129ZM156 240V241H155ZM206 240V242H205ZM7 241V242H6ZM10 241V242H9ZM14 241V242H12ZM18 241V242H17ZM79 241V243H78ZM108 241H110V243H108ZM117 241V243L115 242ZM121 243H119V242ZM148 241V242H146ZM86 242V243H85ZM127 242V244H126ZM183 244H182V243ZM235 245L237 247L240 248L239 242L238 241H234ZM8 243V245H7ZM82 243V245H81ZM88 243V244H87ZM99 243V244H97ZM114 243V245H112ZM129 243V244H128ZM130 243L133 245L131 246ZM78 244V245H77ZM110 244V245H109ZM120 246H118V245ZM141 244V246H140ZM153 244V245H152ZM216 244V245H215ZM74 245V246H73ZM76 245V246H75ZM94 245V246H93ZM138 245V246H137ZM143 245V246H142ZM147 245V246H146ZM152 245V247H151ZM166 245V246H165ZM206 245V246H205ZM61 246V247H60ZM72 246H73V250H72ZM80 248H79V247ZM130 246V247H129ZM173 246V248H172ZM176 246V247H175ZM8 247H10V249L8 250ZM82 247V248H81ZM92 247V248H91ZM99 247V248H98ZM102 247V250L101 248ZM139 247V248H138ZM61 249L62 251L58 250ZM75 248V249H74ZM135 248V249H133ZM141 248V249H140ZM146 248V249H145ZM153 248V249H152ZM186 248V249H185ZM51 249V250H50ZM77 249V250H76ZM85 249V250H84ZM87 249V250H86ZM96 249V250H95ZM99 249V250H98ZM104 249V250H103ZM138 249V250H136ZM147 250L146 253H144ZM151 249V251H150ZM164 249V250H163ZM193 249V250H192ZM28 253H27V251ZM66 250V249H65ZM82 252H81V251ZM107 250V251H106ZM136 250V252H135ZM155 250H157L156 254H155ZM177 250V251H176ZM209 250V251H208ZM11 253H10V252ZM85 251V252H84ZM93 251V252H92ZM95 251V252H94ZM103 254H102V252ZM134 251V252H133ZM138 251V252H137ZM190 251V252H189ZM60 252H62L60 254ZM99 254H98V253ZM123 252V253H122ZM165 252L167 254H165ZM197 254H196V253ZM53 253V254H52ZM59 253V254H58ZM88 253V254H87ZM92 253V254H91ZM95 253V254H94ZM105 253V254H104ZM128 255H126V254ZM139 253V254H137ZM150 253V255H149ZM173 253V254H172ZM47 254V255H46ZM55 254V255H54ZM86 254V256H85ZM98 254V255H97ZM119 254V255H118ZM134 254V255H133ZM137 258L135 257L136 255ZM169 254V255H168ZM178 254V255H177ZM11 255V256H10ZM33 256V260H32V256ZM60 255V256H59ZM92 255V256H91ZM101 255V256H100ZM124 255V257H123ZM142 255V256H141ZM159 255V256H158ZM252 255V254H251ZM127 256V257H126ZM157 256V257H156ZM168 256V257H167ZM170 256V257H169ZM29 257V258H28ZM58 257V258H57ZM96 257V258H95ZM144 257V258H143ZM155 257V258H154ZM88 258V259H87ZM92 258V259H91ZM136 258V259H135ZM158 258V260H157ZM169 258V259H168ZM1 259V258H0ZM38 259V260H37ZM41 259V260H40ZM48 259V260H49ZM91 259V260H89ZM216 259V260H215ZM3 260V259H2ZM0 264H4V261ZM93 260V261H92ZM213 260V261H212ZM36 261V262H35ZM95 261V263H94ZM97 261V262H96ZM109 261V262H108ZM141 261V262H140ZM145 261V262H144ZM150 263H149V262ZM99 262V263H98ZM7 264V263H6Z\"/></svg>","mask_w":264,"mask_h":264}]
</instances>
